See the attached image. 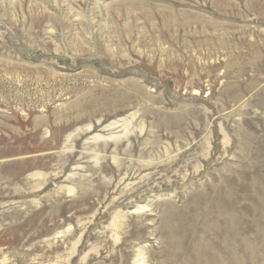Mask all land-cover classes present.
Returning <instances> with one entry per match:
<instances>
[{"label":"rangeland","instance_id":"rangeland-1","mask_svg":"<svg viewBox=\"0 0 264 264\" xmlns=\"http://www.w3.org/2000/svg\"><path fill=\"white\" fill-rule=\"evenodd\" d=\"M0 264H264V0H0Z\"/></svg>","mask_w":264,"mask_h":264}]
</instances>
